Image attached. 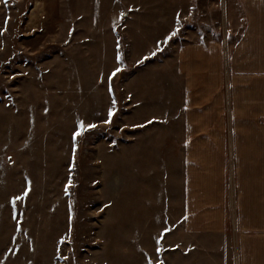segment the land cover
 Returning a JSON list of instances; mask_svg holds the SVG:
<instances>
[{"label":"rangeland","instance_id":"obj_1","mask_svg":"<svg viewBox=\"0 0 264 264\" xmlns=\"http://www.w3.org/2000/svg\"><path fill=\"white\" fill-rule=\"evenodd\" d=\"M243 26L234 0H0V264H166L181 172L166 58Z\"/></svg>","mask_w":264,"mask_h":264},{"label":"crops","instance_id":"obj_2","mask_svg":"<svg viewBox=\"0 0 264 264\" xmlns=\"http://www.w3.org/2000/svg\"><path fill=\"white\" fill-rule=\"evenodd\" d=\"M234 1L244 26L232 46L180 44L166 58L181 84L180 104L170 105L179 117L166 118L178 121L181 158L166 264H264V0Z\"/></svg>","mask_w":264,"mask_h":264},{"label":"snow or ice","instance_id":"obj_3","mask_svg":"<svg viewBox=\"0 0 264 264\" xmlns=\"http://www.w3.org/2000/svg\"><path fill=\"white\" fill-rule=\"evenodd\" d=\"M5 3H7V0H5ZM177 22L179 23V17H177ZM176 31H178V29H177ZM176 31L172 32V33H171L166 39L171 40L172 36H175V35H176ZM119 71H120V69L117 68V69L112 73V75H113V76L116 75V73L119 72ZM113 103H115V101H113ZM114 113H115V109H114V108H113V109H110V111H109V120L106 121V122H111V117H112V115H113ZM87 127H88V128H94L95 125H94V124H89ZM84 130H85V126H84V123L81 121V122H80V130L76 133V135H80ZM71 183H72V181H71V179H70V180H69V184H71ZM25 195H26V193H25ZM15 199H21V197H17V198H15ZM15 199L13 200V204H15ZM159 264H163V261H162V260L159 261Z\"/></svg>","mask_w":264,"mask_h":264}]
</instances>
